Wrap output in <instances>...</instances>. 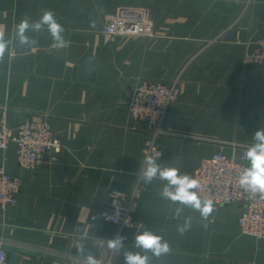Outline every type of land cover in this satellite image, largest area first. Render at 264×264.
<instances>
[{
  "label": "crops",
  "instance_id": "crops-1",
  "mask_svg": "<svg viewBox=\"0 0 264 264\" xmlns=\"http://www.w3.org/2000/svg\"><path fill=\"white\" fill-rule=\"evenodd\" d=\"M32 1L6 7L10 19L0 21L10 28L4 36L17 60L16 82L6 98L0 92V102L10 109V125L46 117L62 148L55 161L31 169L17 166L14 143L0 150V165L20 180L16 203L0 205V264H88L89 255L99 264H125L129 251L146 255L147 264H264V239L238 227L239 204H222L205 221L163 198L167 181L159 175L138 186L132 228L119 232L104 219L136 186L146 133L128 103L144 79L180 76L159 138L161 167L191 173L203 155L252 146L264 128V68L244 57L264 37V0ZM123 3L149 8L152 36L101 32L105 15ZM45 10L63 26L66 46L55 47L46 25L25 33L36 44L21 45L15 26L38 21ZM146 230L171 251L156 257L136 247ZM115 235L126 237L118 250L106 243Z\"/></svg>",
  "mask_w": 264,
  "mask_h": 264
},
{
  "label": "built area",
  "instance_id": "built-area-1",
  "mask_svg": "<svg viewBox=\"0 0 264 264\" xmlns=\"http://www.w3.org/2000/svg\"><path fill=\"white\" fill-rule=\"evenodd\" d=\"M101 30L107 35L115 36L154 34L151 16L145 9L121 10L107 16ZM244 59L264 68V37L246 52ZM179 79V75L169 83L144 79L137 84L129 99V114L141 123L146 136L134 191L125 203L112 205L104 215L105 221L117 226L119 232L134 225L135 193L142 182L141 173L147 166L145 158L153 157L158 161L161 157L159 138L167 132L164 122L170 106L179 96ZM1 113L0 111V150H6L14 142L16 161L20 167L31 169L44 161L53 162L57 159L62 143L47 118L27 119L11 128ZM231 146L239 152L226 154L220 150L203 155L194 171L186 174L200 182L197 191L202 198L213 200L214 211L222 204H239L241 211L237 223L240 231L245 235L264 239V199L259 194L245 193L238 183L240 174L248 166L246 151L251 146ZM19 189V179L0 167V205L5 207L15 204Z\"/></svg>",
  "mask_w": 264,
  "mask_h": 264
},
{
  "label": "clouds",
  "instance_id": "clouds-1",
  "mask_svg": "<svg viewBox=\"0 0 264 264\" xmlns=\"http://www.w3.org/2000/svg\"><path fill=\"white\" fill-rule=\"evenodd\" d=\"M47 26L48 30L56 42L55 47L63 48L66 42L61 33L64 31L63 26L55 19V14L51 10H45L40 19L36 22L29 23L27 18L22 19L16 26L15 32L19 38L21 45H34L35 40L25 34L29 29L39 32L43 26ZM8 48V41L5 40L4 35L0 34V61L3 60L6 49ZM252 146L246 151V157L249 162L244 171L239 176L240 188L250 195L259 194L261 199H264V128H259L252 135ZM146 168L141 173L140 178L145 183H150L154 177L159 175L162 180H166L167 184L164 186L161 196L173 203L179 202L185 206L191 207L198 211L201 217L207 221L209 216L214 211V202L211 198H202L198 189L200 182L189 174H181L177 167H161L155 158H145ZM190 220H186L183 226L178 227L181 235L190 227ZM206 226V225H205ZM125 236L115 235L111 239H107L106 243L109 249H120L123 247ZM105 241H102L104 243ZM135 246L145 250H151L156 257L168 254L171 247L166 240L151 231H143L136 235ZM79 252L83 251L82 246H77ZM148 257L141 256L139 253L126 252L125 264H147ZM88 264H99V261L89 255Z\"/></svg>",
  "mask_w": 264,
  "mask_h": 264
},
{
  "label": "rangeland",
  "instance_id": "rangeland-1",
  "mask_svg": "<svg viewBox=\"0 0 264 264\" xmlns=\"http://www.w3.org/2000/svg\"><path fill=\"white\" fill-rule=\"evenodd\" d=\"M42 1H44V2L47 1L48 2L49 0H35V2H37V3L38 2H42ZM51 1H53V0H51ZM32 2H33L32 0H0V21L1 20L5 21V19L6 20L10 19V15L12 13L10 11H6L5 12V10L7 9L6 7H10L12 4H19V3L26 4V3H32ZM106 2H107V0H100L99 3H101V5H104V4H106ZM129 9H134V10L145 9V10H148L149 11V15L151 16V19H152V14H151V11L149 10V8H146V7H143V8L142 7H130L129 5H126V4L123 3L122 5H119L118 8L115 11L106 14L104 19H103V23L105 22V19H106L107 16L119 13L121 10H129ZM103 23L101 25V29H102ZM9 30H10V28H5V27L2 26V27H0V34H3V35H5V33L8 34ZM153 31H154V29H153ZM101 32H102V30H101ZM4 38H5V36H4ZM15 54H16V49H13L12 45L8 44V48L5 51L4 58H3L2 61H0V92L4 91V93H5L4 94V98H6L9 95V91L12 89V87L14 86V83L16 82L15 81L16 77L11 76L12 65L16 64V62H17ZM0 111L2 112L1 114L3 116L4 121L11 128H15L17 125L23 123L27 119L37 118V117H33L32 115H30V116H27L22 122H20V123H18L16 125H10L9 122H8L10 109L7 106L6 102L5 103L4 102H0ZM12 143H14V142H11L10 144H12ZM10 144H9V146H10ZM14 145H15V143H14ZM2 151H4V150H2ZM14 154H15V149H14ZM15 159H16V156H15ZM46 162H48V161H46ZM16 163H17V166L20 167L17 161H16ZM0 167H2L6 171V169L3 166L0 165ZM20 168H22V167H20ZM22 169H25V168H22ZM9 174L12 175L11 173H9ZM12 176H16V175H12Z\"/></svg>",
  "mask_w": 264,
  "mask_h": 264
}]
</instances>
